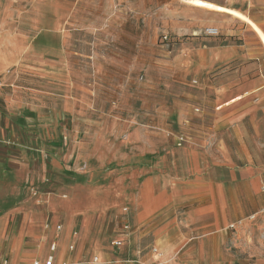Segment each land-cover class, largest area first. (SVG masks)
<instances>
[{"label":"crops","instance_id":"crops-1","mask_svg":"<svg viewBox=\"0 0 264 264\" xmlns=\"http://www.w3.org/2000/svg\"><path fill=\"white\" fill-rule=\"evenodd\" d=\"M153 18V0H0V264L52 243L54 264H264V45L242 22L239 44L197 50L243 63L208 83V125L180 107L188 142L106 124L109 70L137 57L99 38Z\"/></svg>","mask_w":264,"mask_h":264},{"label":"rangeland","instance_id":"rangeland-1","mask_svg":"<svg viewBox=\"0 0 264 264\" xmlns=\"http://www.w3.org/2000/svg\"><path fill=\"white\" fill-rule=\"evenodd\" d=\"M259 1L264 0H153L152 21L115 22L108 39L99 40L117 47L123 60L128 61L131 55L137 61L133 69L123 63L121 68L109 70L116 83L105 88L113 95L114 110L102 121L120 128L137 125L153 132L167 130L180 142L185 135L180 133L178 111L185 105L202 115L197 116V131L208 125L210 117L205 114L212 107L205 91L208 83L216 75L232 76L243 62L231 60L212 68L197 60V50L239 44L242 22L251 26L264 45V34L245 13L252 4V13L260 15ZM207 28L217 29L218 35H206ZM231 32L236 36L228 37ZM125 139L123 133L121 140Z\"/></svg>","mask_w":264,"mask_h":264},{"label":"built area","instance_id":"built-area-1","mask_svg":"<svg viewBox=\"0 0 264 264\" xmlns=\"http://www.w3.org/2000/svg\"><path fill=\"white\" fill-rule=\"evenodd\" d=\"M204 33L208 36H216V35H218V30L215 28H207V29H205ZM164 40H167V36L164 37ZM193 84H196V81H193ZM187 140H188V138L186 136H182L179 138L180 142H186ZM128 229H129L128 225L123 226V230H128ZM60 230H61V227L57 226L56 231L59 232ZM121 244H122V242L119 240H113L111 242V246H113V247H119V246H121ZM55 249H56V245H55V243H52L49 247V255L46 257V259L44 261L34 260L31 264H54L53 253H54ZM70 249L72 250V247H70ZM97 261H98L97 258L92 259L93 263H97ZM2 264H7V262L4 261ZM62 264H70V263L63 262Z\"/></svg>","mask_w":264,"mask_h":264}]
</instances>
